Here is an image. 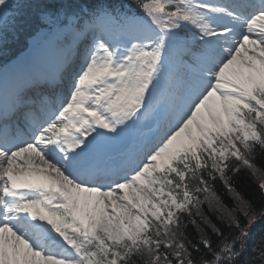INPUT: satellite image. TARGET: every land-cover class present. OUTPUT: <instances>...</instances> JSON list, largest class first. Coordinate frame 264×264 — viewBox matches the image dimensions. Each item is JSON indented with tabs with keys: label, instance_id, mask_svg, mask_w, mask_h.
Here are the masks:
<instances>
[{
	"label": "snow or ice",
	"instance_id": "snow-or-ice-1",
	"mask_svg": "<svg viewBox=\"0 0 264 264\" xmlns=\"http://www.w3.org/2000/svg\"><path fill=\"white\" fill-rule=\"evenodd\" d=\"M0 57V264H264V0H0Z\"/></svg>",
	"mask_w": 264,
	"mask_h": 264
},
{
	"label": "trees",
	"instance_id": "trees-1",
	"mask_svg": "<svg viewBox=\"0 0 264 264\" xmlns=\"http://www.w3.org/2000/svg\"><path fill=\"white\" fill-rule=\"evenodd\" d=\"M117 2H120V0H117ZM259 168H264V155H258L257 159L254 161ZM217 192L219 195L223 198L224 202L228 205H231L232 201L230 197L225 192L224 188L222 187L221 183H217L216 185ZM240 190L244 192L246 195L249 193H252L256 190V182L251 176H247L244 181L241 183ZM258 199V198H257ZM206 212L208 210H205ZM214 222H217V218L215 215H212V213H208ZM187 232L189 233L190 238L198 239V236L196 234L194 226L191 224H188ZM258 239V237H257Z\"/></svg>",
	"mask_w": 264,
	"mask_h": 264
}]
</instances>
